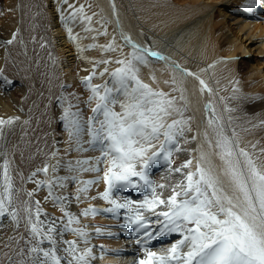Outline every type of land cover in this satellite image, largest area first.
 <instances>
[{"label": "snow or ice", "instance_id": "obj_1", "mask_svg": "<svg viewBox=\"0 0 264 264\" xmlns=\"http://www.w3.org/2000/svg\"><path fill=\"white\" fill-rule=\"evenodd\" d=\"M61 3L67 8L57 9L60 20L66 28L68 39L75 43L80 37L73 33L72 25L78 21L91 24L92 16L85 14L82 4L77 6L69 0H61ZM238 7L254 11L264 7V0H242ZM97 23L103 25L102 21ZM84 31L91 32L93 29L86 27ZM98 34L107 35V31L105 29ZM15 39L14 32L7 43L12 44ZM122 40L124 46L131 49L126 56L92 61L91 71L81 79L88 92L84 103L94 102L92 114L86 120L78 104H73L69 99L71 96L79 101V95L70 93L65 96L63 90L70 85H60L62 92L55 100L62 108L59 120L67 132L69 144L74 145L68 150L99 152L96 157L77 159L75 165L69 162L67 171H103L105 188L97 196L111 205L103 211L117 213L120 209H126L125 223L134 226L135 232L140 234L137 244H147L165 235H179V239L167 249L156 252L145 248L146 258L140 259L138 264H264V165L258 164L240 147L235 132L231 136L225 133L209 101L205 104V111L211 113L207 125L214 133L215 144L208 140L207 132L204 137L208 147L217 150L215 154L222 162V168L218 173L204 151L196 158L194 168L193 159L173 167V155L184 151L181 140L189 143L190 139H195L186 136V132L191 131V118L184 115L187 109L186 104L181 103L185 101L183 90L174 87L166 93L145 83L140 77V69L149 64V57L163 61L169 58L135 43L128 35H122ZM114 45L115 37L107 45L99 47L106 53L116 52L118 49ZM95 47L97 45L89 44L77 50L84 52ZM112 63L118 66L109 72L107 66ZM101 64L105 67L98 71ZM172 68L189 76L195 75L174 62ZM105 75L109 79L104 83L92 82L95 77L103 78ZM196 78L201 85L200 91L206 90L211 94L212 89L207 83ZM151 79L155 82V76ZM12 83L0 69V87ZM172 84H176L174 78ZM233 91L239 89L234 88ZM175 92H180L179 97L172 94ZM117 106L119 111L116 110ZM225 111L229 109L225 108ZM19 119L18 116L0 118V135L5 125H12ZM24 123L28 124L29 121L25 120ZM85 135L87 140L84 139ZM58 151L53 150L50 156L57 157ZM104 164L107 166L102 169L101 165ZM156 164H165L169 177L180 174V179L172 183L154 182L150 169ZM62 167L65 165L59 160L51 165L45 162L27 177L21 174V185L28 182L36 185L29 191L23 186H15L7 151L4 150L0 164V218L10 220L15 230H19L23 223L27 233L26 237L20 236L24 246L14 252L19 259L14 260L13 256L5 253L7 264H90L91 260L96 259L92 248L85 247L80 251L76 240H64L63 236L71 232L87 245V225L73 227L80 220L77 214L67 209V204L72 199L81 201V196L84 199H97V196L89 197L87 194L100 178L79 181L81 186L76 189L75 197L57 194L56 189H66L67 182L77 181L75 175H57ZM49 170L53 173L50 178ZM41 173L46 179H35ZM221 176L227 177L231 194L222 184ZM45 187L48 193L45 202L51 200L62 213L59 221L44 211L40 200L34 199L36 193ZM127 189H148L149 193L138 201L128 197L122 201L118 197L113 198L114 190L123 192ZM97 214L98 210L91 205L79 213L84 217ZM0 227H3L2 223ZM95 231L100 234L101 228L96 227ZM61 251L64 255H60Z\"/></svg>", "mask_w": 264, "mask_h": 264}, {"label": "bare ground", "instance_id": "obj_2", "mask_svg": "<svg viewBox=\"0 0 264 264\" xmlns=\"http://www.w3.org/2000/svg\"><path fill=\"white\" fill-rule=\"evenodd\" d=\"M91 2L102 13V17L105 16L106 23L114 28L121 41L122 35H128L135 43L169 58L163 61L149 57L157 63V69L163 72L164 86L183 90L185 97L183 103L186 104L191 117V131L186 132V136L195 139H190L189 143L183 142L182 148L186 149L179 154H183L185 158L193 157V168L201 151L209 155L211 164L218 173L222 168V162L215 154L217 150L209 148L204 137V133L209 129L207 121L211 118V113L205 111V104L209 101L212 103V95L206 90L200 91L201 85L196 77L203 79L214 92V106L221 117L227 122L237 123L234 131L235 139H241L240 147L253 150L256 159L264 155V151L255 146L251 148L258 138L261 139L260 148H264V7L247 11L238 7L242 0H91ZM53 6V0H16L12 8L17 18L13 16L10 29L0 38L5 40L0 42V66L13 72L15 77L31 88V93L27 96V114L25 111L16 114L15 117L18 116L20 119L12 125H5L2 129L0 164L6 150L15 186H23L31 191L36 185L32 182L21 185L20 175L27 177L45 162L51 165L59 160L65 167H62L57 175H75L77 181L67 182L66 189H56L57 194L75 197L76 189L81 186L79 181L96 179L99 176V183L91 186L87 194L93 197L104 191L103 171L69 172L66 166L69 162L75 165L77 159L96 157L99 152H69L71 157L68 160H60L59 151L57 157L50 156V153L58 148L60 137H64L65 132L60 129L58 123L60 117L58 114L62 108L59 110L56 108L55 112L51 113L53 99L60 93L57 90V82L61 79L62 83L69 82L70 85H74V78L72 79L70 73L73 64L72 51L62 34L63 28L55 21ZM43 22L46 27L42 26ZM2 31L1 29L0 33ZM14 32L16 39L12 44H8L7 41L12 38ZM40 36L44 38L41 39ZM46 44L52 46L55 56L46 53ZM173 62L195 75L189 76L180 71H173ZM239 64L247 69L243 78H240L237 69ZM148 72L140 69L141 76ZM173 78L176 80L175 85L165 84V81H172ZM234 88L239 91H233ZM224 91L231 92L224 95ZM244 93H248L249 96ZM172 94L179 97L180 92ZM236 95L242 101L252 99L250 104L248 103V108L254 112L252 119L240 116L235 118L231 112L225 111L226 96L231 98ZM9 97L18 99L14 94ZM12 110L9 99L7 100L5 94L0 91V118L11 117ZM82 113L86 115V111L82 110ZM216 118L219 119L218 116ZM25 120L29 123L25 124ZM245 123L248 126L254 125L251 133L246 129ZM210 131L211 129L209 133L212 135ZM231 134L232 132L228 135ZM246 145L249 146L248 149ZM37 149L41 151L38 152ZM106 166L101 165V168L104 169ZM172 166L178 167L174 163ZM157 170L154 173L156 183L166 182L165 180L172 183L180 179V174L169 177L166 165ZM52 175L49 170L48 178ZM220 178L231 194L227 177ZM35 179L43 180L46 177L41 173ZM47 194V188H42L34 199L40 200L44 211L59 221L62 213L58 207L53 206L51 200L45 202ZM117 197L122 201L119 196L113 195V198ZM23 198L22 196L21 199ZM89 205L95 207L99 214L87 217L79 215ZM108 205L98 196L94 200L81 196V201L72 199L71 203L67 204V209L77 214L80 220V223L74 224L73 227L87 225L85 231L88 233V243L85 245L81 238L71 232L64 233L63 239L76 240L80 251L85 247L92 248L96 259L91 260L90 264H138L140 259L146 258V253L142 255L145 248L159 252L179 239L178 234H171L158 237L147 244H137L140 234L135 232L134 226L125 223L127 210L120 209L114 216L103 211ZM0 223L3 224V227H0V264H7L5 253L13 256L14 260L19 259L14 252L24 246L20 236L26 237L27 233L24 231L23 223L19 230H15L8 219L0 218ZM96 227L101 228L100 234L96 233ZM10 237L14 239L10 240ZM60 255L64 253L61 251Z\"/></svg>", "mask_w": 264, "mask_h": 264}, {"label": "rangeland", "instance_id": "obj_3", "mask_svg": "<svg viewBox=\"0 0 264 264\" xmlns=\"http://www.w3.org/2000/svg\"><path fill=\"white\" fill-rule=\"evenodd\" d=\"M15 1L16 0H0V30L2 29L3 31L0 33V38L3 37L4 34L7 33V31L10 29L12 21H13V16H15V12L14 9L12 8L13 5H15ZM70 3H75L77 6L79 5H84V11L85 14L88 16H92V21L91 24H88V22H76L73 26V33L77 34L80 39H78L75 43L72 42L71 40L68 39V34L66 31V28L64 27L63 23L60 20V13L57 11L58 8H67V5L62 4L61 0H53V7L52 9L55 10V12H53L55 15V21L57 22V24L59 23V25L63 28V32L62 34L65 37L66 42L68 43V46L71 48L70 51H72V56H73V64L71 65L70 68V73L72 74V79L74 80V85L71 84L69 82L63 83L66 85H70V87H67L66 89L63 90V94L65 96H68L70 93H76L77 95H79L80 99L79 101H77L74 97L69 96V99L71 100V102L73 104H78L79 108L81 110L86 111V115H83L85 120L87 119L88 116H90L91 113V108L94 107V102L92 104H86L84 103V101L87 99L88 96V92L85 90L84 86L81 84V79L88 75L89 72L92 69V61H100V60H104V59H117V58H121L122 56H126L131 49L129 47L124 46L123 41H121L118 37H117V33L114 31V28L111 25H108L106 23V19L105 16L102 17V13L93 5V3L91 2V0H69ZM93 13H95V15H93ZM17 18V17H16ZM15 18V21H16ZM105 19V20H104ZM104 20V21H102ZM97 21H102L103 25L101 23H97ZM43 27H46L45 22H43L42 24ZM86 27H91L93 29V31L91 32H86L84 31V29ZM106 29L107 31V35H99L98 32L100 31H104ZM13 32V31H12ZM60 32V30H59ZM93 37H95V39H93ZM113 37H115V45L117 47V51L116 52H104L102 51L101 47L99 46H103V45H107L110 41H112ZM11 38V37H10ZM41 39H43V36H40ZM1 41H5L3 38L0 39ZM89 44H95L97 45V47L92 48L90 50H86L84 52H79L77 49L78 47H84L86 48L87 45ZM49 44H46V53L50 56H55L56 54L53 53V49L52 46H48ZM152 58V57H151ZM118 65H116L115 63H112L110 65H108L107 67L109 68V72L114 70ZM105 67V65L101 64L99 66L98 71L103 70V68ZM142 69L144 70H148L149 72L144 74V75H140L141 79L145 82L150 84L154 89H162L164 92L169 93L171 92V88L164 86V78H163V72L158 70V66L157 63L153 62L152 60L149 59V64L147 66H141ZM0 69H3V75L6 76L8 79H10L13 83L10 86H2L0 87V91H2L7 100L9 99L11 106H12V112L11 117H15L16 114L18 113H23V111H25V113L27 114L28 111H26L27 109V96L31 93V88L27 87L24 82L22 80H20L18 77H15V74L11 71H9L8 69H6L4 66H0ZM85 69H87L88 71H85ZM237 69L240 72V78H243L245 71L247 70L244 65L239 64L237 65ZM155 76V82L152 81L151 77ZM238 77V76H237ZM109 77L107 75H105L103 78H100L99 76L95 77L93 79V83L94 84H102L104 83L105 80H108ZM169 84H172V81L167 80ZM62 84V80L59 79L57 82V90L60 92H58L59 94H57L56 96L60 95L62 90L60 88V85ZM231 92V91H230ZM227 91H224V95L230 93ZM11 94H14L17 98H10L9 96ZM214 92L212 91L211 95H212V106L215 110V117L218 116L219 117V121L220 123L223 125L225 133L228 135L230 132H235L234 130L237 128L236 125L237 123L234 121H226L225 118L221 117V114L218 112V109L216 108V106H214V101H213V97H214ZM175 96H177L176 94H173ZM244 95L249 96L248 93H244ZM55 96V97H56ZM227 98V109H229V112L232 113V117L237 118L238 116L242 117V118H248V119H252L254 117V112L251 111L248 108V103L250 104V102L252 101L251 98H247L244 101H242L241 99H238L237 95L233 96L231 98H229L228 96H226ZM231 99V101L229 100ZM183 103V102H181ZM56 108H58V110L60 109L59 104L56 102L55 98L53 99L52 105H51V113L53 114L56 110ZM186 112L184 113L185 117H190L188 108L186 107ZM75 110V109H73ZM116 110L119 111V106L116 107ZM62 111L58 114L59 116L61 115ZM211 116V115H210ZM191 118V117H190ZM257 122V121H256ZM58 123L60 124V129L65 131L64 127H63V123L58 120ZM246 124V123H245ZM190 128H191V124H190ZM246 129H248V132L251 133L254 129V125H250L248 126L246 124ZM188 132V131H187ZM206 132L208 133V140L212 141L213 145L215 144V136L213 131L211 130L210 132H212V135L209 133V129L206 130ZM236 133V132H235ZM230 136V135H229ZM85 140L88 139V137L85 135L84 137ZM239 142V145L242 146L241 143V139H236ZM259 144H261V139H256L253 142V145L251 146V148H253V146H255L257 149H260L261 151H264V148H260ZM183 145V140H181V146ZM244 145V144H243ZM87 146V145H85ZM246 145V149L249 148V146ZM72 147L74 148V145L69 144L68 141V135L67 132H64V137H60V142L58 144V149L59 152L61 153L60 155V160H68L70 159V154L69 152H73L76 153L77 151L75 150H71L69 151L68 149ZM186 149V147H185ZM184 149V150H185ZM253 159H256L253 156V150L248 149L246 150ZM193 159V157H188L185 158V156L183 154H179V153H175L173 155V163L176 164L177 166H180L185 160L187 159ZM256 162L258 164L264 165V155H262L260 158L256 159ZM160 166L163 168L165 167V164H156L154 165L151 169H150V175L151 178L153 179L154 182H156L155 178H154V173L157 170V168H159V170H161L162 168H160ZM166 182L163 183H169V180H165ZM149 190L145 189L144 191H139V190H135V189H127L123 192H120L118 190H114V195L115 196H119L122 200L125 197H128L132 200H142L143 196L148 194ZM111 205H108L107 207H110ZM121 210H126V209H121ZM114 216L117 215V213H111ZM142 249H144L142 247ZM142 255H145V251H143Z\"/></svg>", "mask_w": 264, "mask_h": 264}]
</instances>
